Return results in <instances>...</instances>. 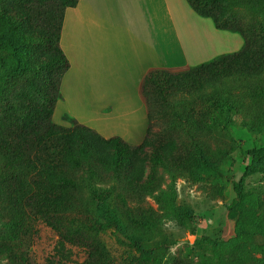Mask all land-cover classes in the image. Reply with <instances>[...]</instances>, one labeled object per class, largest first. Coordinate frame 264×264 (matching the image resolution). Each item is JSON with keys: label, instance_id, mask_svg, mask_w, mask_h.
I'll use <instances>...</instances> for the list:
<instances>
[{"label": "trees", "instance_id": "16d2710c", "mask_svg": "<svg viewBox=\"0 0 264 264\" xmlns=\"http://www.w3.org/2000/svg\"><path fill=\"white\" fill-rule=\"evenodd\" d=\"M79 1L53 0L43 6L31 1L26 5L0 6V24L7 25L4 38L17 35L21 40L14 49L27 51L26 57L19 56L21 71L26 73L25 94L17 100L11 99L8 83L0 81V187L18 196L20 210L39 216L61 239L71 243L87 239L88 227L72 224L77 219L67 214L76 200L74 192L84 186L83 180L106 177L139 186L145 182L152 166H178L180 162L190 161V150L179 151L186 143L180 139L177 125L188 128L195 122L205 123V119L197 121L191 115L194 103L201 102L212 108L213 121H219L215 117L221 107L235 108L248 131L264 134V23L232 21L227 0L186 1L198 16L210 18L216 29L239 34L243 39L242 48L180 72L169 69L148 72L142 83L148 128L141 144L131 145L118 136L104 138L74 119L70 120L69 128L54 124L61 85L70 69L69 59L61 47L65 12L76 8ZM37 15L44 17L42 26L34 23ZM12 54L0 40V63L13 58ZM236 91L238 97L234 94ZM179 96L182 98L177 99ZM165 106L166 127L163 132L161 129L155 132L154 122L161 119L156 113ZM225 120L227 124H234L231 116ZM248 154L252 160L244 178L259 172L264 147L250 150ZM244 178L234 184L237 194L234 205H244L247 200ZM5 198L9 199L6 195ZM67 220L71 221L69 228L63 223ZM226 243L222 241L208 248L221 256L222 249L230 247ZM254 249L264 254V245L254 243ZM217 258H207L203 264H222L223 259ZM261 262L264 264V260Z\"/></svg>", "mask_w": 264, "mask_h": 264}, {"label": "rangeland", "instance_id": "374dc122", "mask_svg": "<svg viewBox=\"0 0 264 264\" xmlns=\"http://www.w3.org/2000/svg\"><path fill=\"white\" fill-rule=\"evenodd\" d=\"M31 1L38 6L53 2L0 0V6L26 5ZM226 4L232 21L264 23V1L227 0ZM35 18V24L44 23V17ZM198 18L202 22H195V28L206 38H214L208 32L216 31L213 21ZM64 23L65 19L63 29ZM4 27L7 25L0 24V40L12 50L14 57L0 63V81L8 83L9 97L17 100L27 88L19 58L21 54L26 57L27 51L14 49L21 38L17 35L4 38ZM225 33L242 38L237 33ZM242 46L234 45L213 55L234 53ZM197 55L196 51L191 59H180L169 70L180 72L211 60L193 59ZM234 94L239 96L237 91ZM207 107L196 102L191 110L197 121L205 119L204 124L195 122L188 128L177 125L180 139L186 143L179 151H191L186 164L152 166L139 186L106 177L82 181L84 186L74 192V206L67 211L77 219L72 224L88 227L87 239L82 243L61 239L42 218L20 210L16 194L0 187V264H203L211 257L223 259L222 264H262L264 254L254 249V243L264 245V167L261 166L264 161L255 175L244 178V174L252 160L248 152L264 147V134L248 131L235 108L221 107L215 117L219 121H213L214 110ZM166 112V106L157 111L156 117L159 115L161 119L154 122L155 132L159 129L163 132L166 127ZM226 116H231L234 124H227ZM63 120L53 123L66 128L72 126L70 118L64 120L66 123ZM241 178L247 200L244 205H234L237 198L234 184ZM70 222L63 221L65 228H69ZM222 241H228L230 247L216 256L209 248Z\"/></svg>", "mask_w": 264, "mask_h": 264}, {"label": "crops", "instance_id": "0c3cea01", "mask_svg": "<svg viewBox=\"0 0 264 264\" xmlns=\"http://www.w3.org/2000/svg\"><path fill=\"white\" fill-rule=\"evenodd\" d=\"M198 17L186 0H80L65 16L61 47L71 67L53 120L74 119L104 138L141 144L148 128L142 98L148 72L170 69L196 51L193 59L209 60L218 50L243 45L218 29L206 38L195 28Z\"/></svg>", "mask_w": 264, "mask_h": 264}]
</instances>
